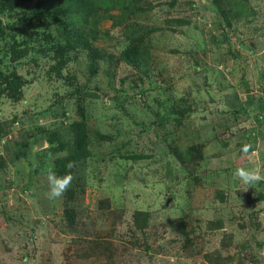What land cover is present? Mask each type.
Wrapping results in <instances>:
<instances>
[{"label": "rangeland", "instance_id": "obj_1", "mask_svg": "<svg viewBox=\"0 0 264 264\" xmlns=\"http://www.w3.org/2000/svg\"><path fill=\"white\" fill-rule=\"evenodd\" d=\"M257 98L264 0H0V264H264Z\"/></svg>", "mask_w": 264, "mask_h": 264}, {"label": "clouds", "instance_id": "obj_2", "mask_svg": "<svg viewBox=\"0 0 264 264\" xmlns=\"http://www.w3.org/2000/svg\"><path fill=\"white\" fill-rule=\"evenodd\" d=\"M251 149V145H245L244 151L247 152ZM49 158H52V154L49 153ZM73 163L69 162L68 168L73 167ZM234 179H238L243 184L254 185L258 182L264 181V174H262L259 167H238L233 173ZM46 179L48 184L47 197L49 200H57L63 196V194L70 187L73 176L70 173L58 175L53 167H49L46 170Z\"/></svg>", "mask_w": 264, "mask_h": 264}, {"label": "trees", "instance_id": "obj_3", "mask_svg": "<svg viewBox=\"0 0 264 264\" xmlns=\"http://www.w3.org/2000/svg\"><path fill=\"white\" fill-rule=\"evenodd\" d=\"M18 51H21V50H18ZM16 52V51H14ZM12 57H15V55H13ZM250 99L251 97L248 96ZM255 107H256V110L258 112V117L263 119L264 120V99L263 98H257L255 99Z\"/></svg>", "mask_w": 264, "mask_h": 264}]
</instances>
